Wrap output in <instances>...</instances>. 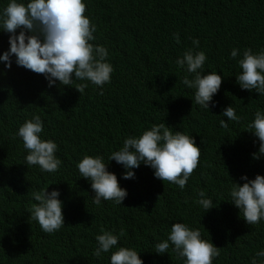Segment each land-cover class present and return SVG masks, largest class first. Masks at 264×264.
Returning a JSON list of instances; mask_svg holds the SVG:
<instances>
[{
  "label": "trees",
  "instance_id": "16d2710c",
  "mask_svg": "<svg viewBox=\"0 0 264 264\" xmlns=\"http://www.w3.org/2000/svg\"><path fill=\"white\" fill-rule=\"evenodd\" d=\"M6 4L0 0V8ZM85 4V15L96 25L92 43L108 49L114 68L103 95L87 81L74 80L71 86L57 82L49 88L42 74L15 63L10 69L0 64V264H109L111 252L93 255L101 228L123 231L118 246L141 252L144 264H182L171 248L168 254L153 252L174 222L199 228L219 248L213 264H249L254 252L264 249V221L248 225L228 202L227 190L231 179L242 184V175H264V157L252 158L259 141L248 128L254 113L264 111V95L241 90L235 83L241 70L230 51L236 48L242 56L245 49L264 50V0ZM192 39L199 40L194 51L207 57L202 74L222 75L211 113L195 104L194 90L181 83L191 75L175 63L193 47ZM7 48L8 34L0 31V53ZM81 83L88 86L80 94L76 87ZM229 105L240 120L221 127V111ZM34 114L44 122L42 138L58 145L61 165L55 173L24 165L26 151L15 133ZM160 123L192 135L201 148L198 167L183 190L154 178L153 170L143 164L134 169L135 179H122L123 167L108 162L126 137ZM97 154L127 190L122 205L110 200L92 203L90 184L80 178L76 164L85 155ZM47 186L48 191H60L64 204L65 225L51 234L30 218L36 203L31 192ZM198 191L213 199V209L203 213L195 203Z\"/></svg>",
  "mask_w": 264,
  "mask_h": 264
},
{
  "label": "clouds",
  "instance_id": "9594fccd",
  "mask_svg": "<svg viewBox=\"0 0 264 264\" xmlns=\"http://www.w3.org/2000/svg\"><path fill=\"white\" fill-rule=\"evenodd\" d=\"M85 0H7L6 6L0 8V31L8 34V48L0 53V64L10 69L15 63L36 74H42L49 88L71 86L74 80L87 81L100 89L111 81L114 71L108 61V49L93 44L95 23L85 15ZM179 43V35L173 37ZM192 48H188L175 61L177 67L191 75L184 76L181 83L194 90V102L202 110L211 113L216 109L213 97L222 84V75L218 72L203 73L207 60L199 48V40L192 39ZM240 56L239 59L237 57ZM230 57L237 61L240 72L235 75V83L241 90L264 95V50L253 53L245 49L242 56L233 48ZM81 83L76 90L81 94L87 87ZM219 110V109H218ZM221 111V110H220ZM221 127H227V121L239 122L240 117L231 105L221 111ZM249 132L259 141L253 159L264 157V111L257 110L253 120L248 124ZM44 122L39 115L24 121L15 133L26 151L24 165L38 166L42 173H55L61 165L56 156L58 145L51 139L42 138ZM201 148L195 138L182 131L173 130L165 123L153 124L139 136H128L122 147L112 151L109 161H115L124 169L121 178L135 179L134 169L141 164L153 170V176L161 181H168L183 190L190 177L196 171ZM108 162L102 155H85L76 164L80 178L89 182L92 190V203L100 205L102 201H112L122 205L127 190L120 186L117 175L108 170ZM196 176V174H195ZM242 184L231 179L227 190L228 202L243 214L248 225L264 221V175L257 174L254 179L242 175ZM36 202L30 209V218L45 233L59 231L64 223L63 201L58 189L48 191L40 188L31 192ZM195 201L203 213L214 208V201L204 191H198ZM223 201V200H222ZM123 231L114 233L101 228L96 235V247L93 255L100 257L111 252L109 264H144L139 251L132 247L118 246ZM115 248V251H111ZM175 253L182 264H213L220 255L219 248L211 240L202 236L201 230L185 222H174L166 239L154 246L158 255L168 254L169 249ZM249 264H264V249H259L249 259Z\"/></svg>",
  "mask_w": 264,
  "mask_h": 264
}]
</instances>
